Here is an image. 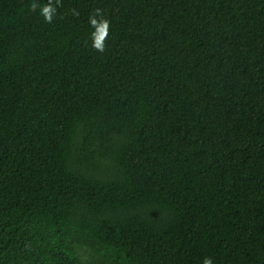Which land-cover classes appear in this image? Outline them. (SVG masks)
<instances>
[{"label":"trees","instance_id":"16d2710c","mask_svg":"<svg viewBox=\"0 0 264 264\" xmlns=\"http://www.w3.org/2000/svg\"><path fill=\"white\" fill-rule=\"evenodd\" d=\"M32 2L0 0V264H264V0Z\"/></svg>","mask_w":264,"mask_h":264},{"label":"clouds","instance_id":"9594fccd","mask_svg":"<svg viewBox=\"0 0 264 264\" xmlns=\"http://www.w3.org/2000/svg\"><path fill=\"white\" fill-rule=\"evenodd\" d=\"M59 3V0H57ZM40 7L35 0L30 4V11H36L37 8ZM56 13V8L53 6L52 0H49L47 4H45L41 11L40 15L46 23H52L53 16ZM75 14V12H74ZM101 17V9L97 8L94 10V14L89 17V25L94 29V31L90 34L91 39V47L97 52L103 53L105 50V40L108 36V30L110 27V22L107 19L100 18ZM202 264H213L211 257H205L202 261Z\"/></svg>","mask_w":264,"mask_h":264}]
</instances>
